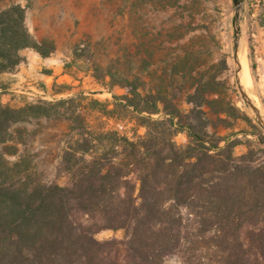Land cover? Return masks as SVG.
Here are the masks:
<instances>
[{
	"label": "trees",
	"instance_id": "trees-1",
	"mask_svg": "<svg viewBox=\"0 0 264 264\" xmlns=\"http://www.w3.org/2000/svg\"><path fill=\"white\" fill-rule=\"evenodd\" d=\"M25 18L20 5L0 11V76L14 72L21 50L44 58L55 51L33 40ZM172 65L164 64L147 94L139 78L115 82L126 94L113 95L111 104L84 93L17 109L0 100V139L34 120L67 122L69 129L56 167L66 186L34 180L23 159L14 163V178L0 163V264H163L168 257L264 264V137L260 148L236 156L235 141L198 117L205 108L219 122L229 116L227 108L214 109L216 77L188 62ZM85 101L99 117L126 119L144 135L94 127ZM182 101L191 109L182 111ZM183 131L188 143L180 146L175 137ZM102 231H123L124 239L99 241Z\"/></svg>",
	"mask_w": 264,
	"mask_h": 264
},
{
	"label": "rangeland",
	"instance_id": "rangeland-1",
	"mask_svg": "<svg viewBox=\"0 0 264 264\" xmlns=\"http://www.w3.org/2000/svg\"><path fill=\"white\" fill-rule=\"evenodd\" d=\"M34 1L28 0V3ZM42 1L60 5L59 27H66L69 37L76 36L74 49L64 50L65 40L62 49L68 54L63 68L70 79L54 84L45 94L33 96L31 100L19 99L8 106L17 109L30 103L74 98L79 93L90 100L111 104L113 95L126 94V89L115 86V82L139 78L141 91L147 94L158 85L165 63L184 67L183 62H188L199 73L210 71L207 75L216 77L218 96L215 98L219 101L213 105L214 109L227 108L229 112V116L222 115L226 121L219 122L217 115L205 108L207 114L198 116L201 124L209 120L210 132L216 130L218 136L234 140L236 156L249 148H260L258 138L264 137V130L245 104L235 79L232 0ZM4 5L5 1L0 0V9ZM243 18L242 37L250 83L264 112V0H245ZM74 50L79 58L74 56ZM0 87L3 102L7 92L3 91L1 83ZM86 104L88 101L82 106L94 127L104 124L105 128L117 129L129 137L134 131L144 135L145 130L135 127L133 122L107 121ZM180 109L186 112L191 105L182 101ZM200 122L197 121L199 125ZM68 130L67 122L53 119L16 125L6 138L0 139V163L13 168L8 173L14 178V163L23 159L34 180L66 186L67 177L56 176V167ZM175 141L185 146L188 143L186 132L179 133ZM96 238L123 240L124 232L102 231ZM163 264L183 263L177 257H168Z\"/></svg>",
	"mask_w": 264,
	"mask_h": 264
},
{
	"label": "crops",
	"instance_id": "crops-1",
	"mask_svg": "<svg viewBox=\"0 0 264 264\" xmlns=\"http://www.w3.org/2000/svg\"><path fill=\"white\" fill-rule=\"evenodd\" d=\"M4 1L5 5L0 11L12 5L25 8V24L33 40L38 43L52 42L55 47V51L45 58L31 48L20 51L22 62L14 72L0 76L3 91L7 92L3 95L6 96V100L2 103L8 105L19 99L31 100L33 96L45 94V90L49 91L54 84L70 79L63 68V60L68 59V54L62 51L63 42L65 40L67 43L64 49L66 51L69 48L74 49L77 45H75L76 36L69 37L70 32L66 30V27H59V4L43 3L42 0H36L31 4L28 0Z\"/></svg>",
	"mask_w": 264,
	"mask_h": 264
},
{
	"label": "water",
	"instance_id": "water-1",
	"mask_svg": "<svg viewBox=\"0 0 264 264\" xmlns=\"http://www.w3.org/2000/svg\"><path fill=\"white\" fill-rule=\"evenodd\" d=\"M234 7V62H235V79L238 85V88L244 98L245 104L253 112L258 124L264 130V116L261 114V111L256 107L255 102L250 99L244 91L242 86V66L237 58L238 52L242 49L243 37H242V24H243V15H244V5L245 0H232Z\"/></svg>",
	"mask_w": 264,
	"mask_h": 264
},
{
	"label": "bare ground",
	"instance_id": "bare-ground-1",
	"mask_svg": "<svg viewBox=\"0 0 264 264\" xmlns=\"http://www.w3.org/2000/svg\"><path fill=\"white\" fill-rule=\"evenodd\" d=\"M237 58L242 66L241 82H242L244 91L247 94V96L255 102L256 107H258V109L261 111V114L264 116V112L262 108L260 107V104L258 102V99L255 95L254 90L251 87L250 78H249L250 73H248L247 55H246V48H245L244 43L242 45V49L238 52Z\"/></svg>",
	"mask_w": 264,
	"mask_h": 264
}]
</instances>
